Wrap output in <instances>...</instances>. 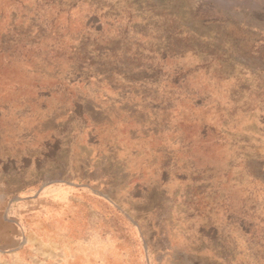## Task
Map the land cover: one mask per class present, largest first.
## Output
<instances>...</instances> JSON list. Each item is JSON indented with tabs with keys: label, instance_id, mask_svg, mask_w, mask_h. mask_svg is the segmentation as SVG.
<instances>
[{
	"label": "rangeland",
	"instance_id": "obj_1",
	"mask_svg": "<svg viewBox=\"0 0 264 264\" xmlns=\"http://www.w3.org/2000/svg\"><path fill=\"white\" fill-rule=\"evenodd\" d=\"M0 264H264V0H0Z\"/></svg>",
	"mask_w": 264,
	"mask_h": 264
},
{
	"label": "crops",
	"instance_id": "obj_2",
	"mask_svg": "<svg viewBox=\"0 0 264 264\" xmlns=\"http://www.w3.org/2000/svg\"><path fill=\"white\" fill-rule=\"evenodd\" d=\"M9 236H7V238L5 239V241H8L9 240V238H8Z\"/></svg>",
	"mask_w": 264,
	"mask_h": 264
}]
</instances>
